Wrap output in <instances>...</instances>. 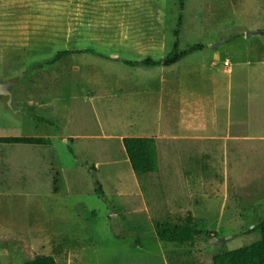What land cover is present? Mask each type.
Returning <instances> with one entry per match:
<instances>
[{
  "label": "rangeland",
  "instance_id": "1",
  "mask_svg": "<svg viewBox=\"0 0 264 264\" xmlns=\"http://www.w3.org/2000/svg\"><path fill=\"white\" fill-rule=\"evenodd\" d=\"M177 31L203 47L127 63ZM0 81V136L51 139L0 143V264H213L260 239L264 0H0ZM125 136L157 138L158 172L133 170ZM183 224L195 240L158 235Z\"/></svg>",
  "mask_w": 264,
  "mask_h": 264
},
{
  "label": "trees",
  "instance_id": "2",
  "mask_svg": "<svg viewBox=\"0 0 264 264\" xmlns=\"http://www.w3.org/2000/svg\"><path fill=\"white\" fill-rule=\"evenodd\" d=\"M185 0H180V7L184 9ZM182 19V18H181ZM177 41L174 50L162 60L147 59L143 61H127L129 64H146L158 65L163 64L170 66L177 63L186 55L193 51L202 48L201 45H196L185 50H180V37L177 31ZM70 51H61L53 59L60 58L65 53ZM52 62V61H50ZM129 162L136 173H153L160 169L159 151L157 138L155 136H125L122 139ZM0 143L4 144H31V145H50L51 139L48 137L37 136H0ZM60 182L59 175L54 177L55 191H59L58 184ZM103 194L101 187L97 189ZM261 234L259 240L232 249L217 253L213 256V264H264V218L259 225L255 227ZM159 237L165 242L172 243H188L195 240L197 236L196 229L191 224L176 225L172 228L165 227L159 231ZM24 264H58L55 257L52 255H40L32 260L24 262ZM188 264H204L202 262H191Z\"/></svg>",
  "mask_w": 264,
  "mask_h": 264
},
{
  "label": "water",
  "instance_id": "3",
  "mask_svg": "<svg viewBox=\"0 0 264 264\" xmlns=\"http://www.w3.org/2000/svg\"><path fill=\"white\" fill-rule=\"evenodd\" d=\"M13 83L11 81H0V96H9L11 101V87Z\"/></svg>",
  "mask_w": 264,
  "mask_h": 264
},
{
  "label": "crops",
  "instance_id": "4",
  "mask_svg": "<svg viewBox=\"0 0 264 264\" xmlns=\"http://www.w3.org/2000/svg\"><path fill=\"white\" fill-rule=\"evenodd\" d=\"M250 119V121H251V124L252 125H254V122H256V121H259V120H256V118H249ZM259 119V118H258ZM43 121H45V119H42ZM41 120V121H42ZM224 137L223 136H219V138L218 139H216V140H218L219 141V144H222V142H220V141H223V144L224 143H228V139H223ZM233 138H236V139H238V138H240L239 136H235V137H233ZM208 140V139H207ZM160 164V163H159Z\"/></svg>",
  "mask_w": 264,
  "mask_h": 264
}]
</instances>
